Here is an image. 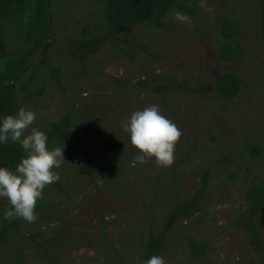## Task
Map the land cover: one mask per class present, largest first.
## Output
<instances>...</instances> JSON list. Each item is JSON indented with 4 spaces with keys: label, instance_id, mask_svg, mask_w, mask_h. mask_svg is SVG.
I'll use <instances>...</instances> for the list:
<instances>
[{
    "label": "trees",
    "instance_id": "1",
    "mask_svg": "<svg viewBox=\"0 0 264 264\" xmlns=\"http://www.w3.org/2000/svg\"><path fill=\"white\" fill-rule=\"evenodd\" d=\"M59 2L60 0H0V114L15 113L35 96L36 67L47 69L49 79L61 84L63 69L56 64L53 49V16L58 12ZM237 2L240 6L236 5ZM194 5L193 0H102L98 8L89 13L96 18L90 23L78 19L75 24L76 33L65 37L68 55L72 62L87 68L88 61L96 57L108 40H112L113 44H119L121 40L129 42L122 49L128 50L127 53L131 56L137 52H145V43L148 42H145L143 36L136 38L141 49L129 51L135 45L127 38L129 33L138 31L141 27H151L158 33L165 29L167 32L172 31L173 26L168 24L169 15L178 11L184 14L196 13L198 8ZM232 5V12L222 13L214 18L213 34L204 28V36L214 38L218 56L222 60L240 65L246 58L249 60L254 57L251 43L244 39L247 23H254V18L242 15L241 9L250 14L256 13L255 20L259 24L264 49V0H233ZM195 21L199 26V21ZM258 66L264 80V57L258 62ZM212 74L208 81L206 74L200 79L190 76L182 79L164 77L165 81L159 78L154 80L153 77H141L135 81L120 77L114 79L118 81V89L130 90L132 93L141 90L156 92L166 101L169 94H187L207 103L219 99L239 103L248 86L240 67L220 69ZM74 78L83 79L81 73L74 75ZM75 114L73 107L63 110L57 119L49 121L40 130L47 134L49 147L64 148V153L73 158L74 162L68 165L69 170L87 177L93 187L96 185L101 191L116 195L124 193L130 184L135 186L134 198L139 209L137 214L140 222H147L145 228L139 230V246L143 248L137 257H141V262L152 255L164 256L169 243L174 239L186 241L189 255L194 260L201 262L206 259L209 251L205 237H197L192 225L185 227L184 235L178 234L177 228L186 221L192 224L203 223L209 217L208 206L205 204L208 192L218 182L227 188L225 179L229 183L243 180L247 184L246 207L236 216L232 225L242 230L246 248L250 247L259 257L264 258V145L257 135L249 134L232 145V141L219 135L215 122L210 121L199 132L203 142L199 143V139H195L187 150H181L182 155L170 164L171 169L164 168L159 172L154 180L156 185L153 192L149 194L147 190L153 185L149 182L154 174L148 163H144L147 157L143 163L133 166L132 161L139 150L132 144L124 145L125 142L128 144L129 139L125 137L129 134L122 127L118 131L112 127L113 124H121L122 119L99 116L100 120L108 119L109 129L98 139L89 138L92 142L90 150L75 151L71 147L75 136L89 132L100 122L97 113L96 118L86 113L77 117ZM22 155L24 153L19 144L11 141L0 144V166L14 169ZM189 161H195L198 182L191 189H185L182 186V175L178 171ZM255 169H259L260 173H254ZM165 171H169V182L162 186L168 197L158 201L157 191L162 183L161 175ZM171 185L175 188L173 197L170 193ZM48 186L43 189L42 196ZM57 187L64 190L59 182ZM3 205L0 213V264H34L28 261L25 252L27 240L24 233L31 225L24 226L27 221L20 218L5 220L3 213L11 206L8 201ZM42 205L39 199L36 207ZM159 205L162 208L160 211ZM135 212L131 208V215L127 220L133 218ZM35 215L39 220L31 229L41 236V241H37L32 250L45 258L40 264H62V260L58 258L60 241L53 242L48 235L52 227L44 228L41 224L43 219V224L48 225L52 220L51 216L45 212H35ZM105 263L121 264V260L109 258Z\"/></svg>",
    "mask_w": 264,
    "mask_h": 264
},
{
    "label": "rangeland",
    "instance_id": "2",
    "mask_svg": "<svg viewBox=\"0 0 264 264\" xmlns=\"http://www.w3.org/2000/svg\"><path fill=\"white\" fill-rule=\"evenodd\" d=\"M193 1L198 10L196 13L186 14L189 17L188 22L178 21L175 18L176 13L169 15L168 24L173 26L174 30L167 32L165 29L158 33L151 27H141L127 35L135 44L129 51L141 49L136 38L143 37L145 42H148L145 43L147 51L137 52L131 56L127 53L128 50L122 49L129 42L121 40L119 44H113L112 40H108L96 57L88 61L85 68V65L71 61L65 37L76 33L75 24L78 19H84L86 23L95 19L96 16L89 13L96 10L102 0H60L58 12L53 16L55 19L53 49L56 64L63 69L62 82L57 84L49 79L48 70L43 67L34 69L37 76L35 81L37 85L34 89L36 94L24 106L36 114L30 128L41 129L49 121L57 119L61 111H67L71 107L76 117L86 113L96 118L97 113L100 121L97 126L92 127L89 132L77 134L71 144L72 150L75 151L90 150L92 142L89 138L98 139L109 129L108 119L100 120L99 116L122 119L121 124L112 126L118 131L133 111L157 104L162 114L173 121L182 133L175 145L173 162L182 155L181 150H187L195 139H199V143L203 142L204 139L199 132L210 121L215 122L220 131L219 135L232 141V145L239 143L249 134L257 135L263 140L264 145V80L258 66V62L264 57V49L259 24L255 20L256 13L250 14L241 9L242 15L254 18V23H247L244 30V39L251 43L250 48L254 57L249 60L246 58L245 62L239 65L222 60L218 56L214 38L204 36V28L213 34L216 16L233 11V0ZM236 5L240 6V3L237 2ZM195 19L199 21V26L196 25ZM235 66L240 67L248 83L239 103L224 102L220 99L207 103L187 94H169L166 101L156 92L141 90L132 93L130 90L118 89V81L114 79L120 77L135 81L141 77H153L154 80L159 78L165 81L164 77L182 79L190 76L200 79L206 74L208 81L213 72ZM80 73L84 80L79 79L81 77L74 78V75L78 76ZM125 138L129 141L124 145L131 146L129 135ZM64 158L66 162H62L60 167L55 169L59 174V180L49 184L40 198L43 205L35 208V212H45L52 218L48 225L43 224V219L41 224L44 228L52 227L48 235L52 237L53 242L60 241L58 258L62 260L61 263L106 264L107 259L115 258L121 260V264H142L141 257H137L143 248L139 246V230L144 229L147 222L142 223L139 220L137 214L139 209L134 198L135 186L128 185L122 194H107L101 191L100 187L96 185L93 187L87 177L72 173L68 165L74 162L73 158L67 153H64ZM194 162H187L178 171L182 175V186L185 189H191L198 182V169ZM144 163H148L155 176L152 175L149 183L153 185L147 190L151 194L159 172L164 168L170 170L171 165L166 167L158 165L152 157H147ZM168 172L165 171L161 175L162 183L157 191L158 201L168 197L166 189L162 186L169 182ZM254 173H260V170L255 169ZM225 181L228 184L227 188L217 181L218 183L213 184L209 190L205 202L209 217L203 223L192 224L186 221L177 228L178 234L184 235L185 227L192 225L197 237H205L208 241V257L201 262L194 260L189 255L186 241L174 239L169 243V248L163 256L165 264H264V258L259 257L250 247L246 248L242 230L232 225L236 216L246 207L247 184L243 180L236 183H229L226 179ZM57 182L62 184L64 190L57 187ZM174 191V185H171L172 197ZM5 202L6 198H0V213ZM131 208L136 214L127 220L131 215L129 214ZM160 210L161 205L158 208V211ZM37 220L39 218L32 223L24 224L31 225L24 233L27 240L25 252L28 261L34 264H40L45 260L37 251L32 250L33 245L41 241V236L31 229Z\"/></svg>",
    "mask_w": 264,
    "mask_h": 264
},
{
    "label": "clouds",
    "instance_id": "3",
    "mask_svg": "<svg viewBox=\"0 0 264 264\" xmlns=\"http://www.w3.org/2000/svg\"><path fill=\"white\" fill-rule=\"evenodd\" d=\"M175 18L180 22L189 21L179 11ZM35 119V112L24 106L15 113L0 114V144L17 143L24 153L14 169L0 166V198H6L11 206L3 213L8 221L20 218L32 223L36 220L35 208L43 189L59 180L55 169L66 162L64 148L49 147L47 134L36 127L30 128ZM121 127L139 150L133 166L143 163L146 157L154 158L158 165L165 167L173 162L175 145L182 133L157 104L133 111ZM142 264H165V260L163 256L152 255Z\"/></svg>",
    "mask_w": 264,
    "mask_h": 264
}]
</instances>
